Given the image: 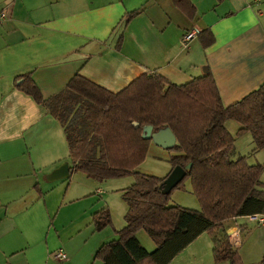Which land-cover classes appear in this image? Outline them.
Returning <instances> with one entry per match:
<instances>
[{
  "label": "crops",
  "instance_id": "0c3cea01",
  "mask_svg": "<svg viewBox=\"0 0 264 264\" xmlns=\"http://www.w3.org/2000/svg\"><path fill=\"white\" fill-rule=\"evenodd\" d=\"M192 3L190 20L171 0H0V264H99L104 243L93 216L105 191L82 173L58 178L71 166L63 128L16 89L19 77L49 98L76 74L116 94L144 74L181 86L210 73L224 106L264 82V0ZM204 30L212 45L183 42ZM237 220L227 230L235 249ZM59 250L67 261L54 259Z\"/></svg>",
  "mask_w": 264,
  "mask_h": 264
},
{
  "label": "trees",
  "instance_id": "16d2710c",
  "mask_svg": "<svg viewBox=\"0 0 264 264\" xmlns=\"http://www.w3.org/2000/svg\"><path fill=\"white\" fill-rule=\"evenodd\" d=\"M171 2L188 19L195 18L192 0ZM197 35L205 48L214 42L208 30ZM15 87L44 107L63 128L71 163L68 175L82 173L98 182L125 176L134 179L122 191L127 204L125 226L117 232L116 240L98 248L93 261L169 264L206 233L212 239L216 264L239 263L238 251L227 234L228 223L239 217L264 215V165H250L245 156L234 154V138L225 124H239L237 135L249 133L253 152L264 149V82L229 106L223 105L210 73L181 86L156 72L144 74L116 94L78 74L49 98H43L29 74L19 77ZM144 126H152L153 131L168 127L174 134L171 171L191 165L170 191L165 188L166 177L136 171L150 143L141 137ZM187 178L201 211L169 205L171 193ZM110 222L106 209L93 216L96 231ZM139 231L152 240L153 251L148 252L138 242ZM259 264H264V253Z\"/></svg>",
  "mask_w": 264,
  "mask_h": 264
},
{
  "label": "rangeland",
  "instance_id": "374dc122",
  "mask_svg": "<svg viewBox=\"0 0 264 264\" xmlns=\"http://www.w3.org/2000/svg\"><path fill=\"white\" fill-rule=\"evenodd\" d=\"M225 127L234 138V154L237 156H245L250 165H264V149L253 152L254 144L249 133L237 135L241 126L234 121H228ZM173 154L172 151L159 148L150 142L147 147L146 156L136 171L158 178H165L171 172L169 160ZM133 182L134 179L132 176L108 179L100 182L102 190L105 191L103 199L106 196L108 197L106 210L109 212L111 220L110 224L101 230L104 243L116 240L118 237L117 232L125 225L124 218L127 212V204L122 199V191L130 187ZM261 182L264 183V170L261 175ZM169 205L201 211L200 204L192 192L188 178L184 180L182 186L171 193ZM236 225L237 228H241L239 233L242 240L237 249L239 255L238 264H259L262 258L261 253L264 251V241H260L264 233V226H258L253 222L250 223L246 217H239ZM136 238H139L138 241L143 248L146 247V242L150 245L152 243V240L144 231L137 232ZM229 238H232V236L230 235ZM212 246V239L208 234L204 233L193 241L189 245V248L186 247L188 250L185 248L171 262L172 264H216L213 259ZM145 249L149 252L152 251L150 248ZM97 263L101 264L99 261ZM219 264L230 263L226 261Z\"/></svg>",
  "mask_w": 264,
  "mask_h": 264
},
{
  "label": "water",
  "instance_id": "95a60500",
  "mask_svg": "<svg viewBox=\"0 0 264 264\" xmlns=\"http://www.w3.org/2000/svg\"><path fill=\"white\" fill-rule=\"evenodd\" d=\"M133 126L137 128L139 125L137 123H133ZM141 137L144 140H149L155 146L164 150H170L176 144V138L168 127L153 131L152 126H144L142 129ZM190 168V164L184 169L180 167H175L165 179L166 190L170 191L171 189H173L174 186L179 184L184 179L186 172L189 171ZM59 171L61 172V174L58 178L65 179L68 177L69 169L67 164H63ZM51 175L53 176L54 173Z\"/></svg>",
  "mask_w": 264,
  "mask_h": 264
},
{
  "label": "built area",
  "instance_id": "2783aa9c",
  "mask_svg": "<svg viewBox=\"0 0 264 264\" xmlns=\"http://www.w3.org/2000/svg\"><path fill=\"white\" fill-rule=\"evenodd\" d=\"M1 18H4V15L0 16ZM198 33L197 32H190L187 33L183 36V42L186 44L189 41H191L192 39H194L196 37ZM246 219L251 223H256L258 226L263 225L264 224V216H260V215H251V216H247ZM54 259L58 262H65L67 261V255L65 254V252L63 250H59L54 254Z\"/></svg>",
  "mask_w": 264,
  "mask_h": 264
}]
</instances>
